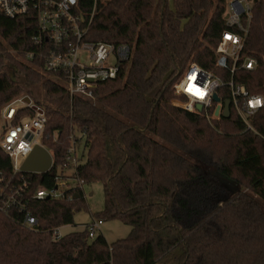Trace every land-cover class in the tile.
<instances>
[{"label":"trees","instance_id":"1","mask_svg":"<svg viewBox=\"0 0 264 264\" xmlns=\"http://www.w3.org/2000/svg\"><path fill=\"white\" fill-rule=\"evenodd\" d=\"M248 1L242 52L256 65L235 70L232 80L264 100V0ZM226 3L79 0L78 11L87 19L92 14L83 41L131 49L117 77L99 83L92 99L70 95L39 62H24L36 49L35 12L0 14V114L11 101L28 98L45 116L42 146L52 159L47 172L12 175L0 151L9 187L29 184L21 194L36 220L29 229L19 208L0 210V264H156L173 252L174 264H264V106L250 119L252 131L232 105L228 118L208 121L204 112L172 103L185 100L173 87L189 63L231 79L214 54L227 29ZM217 97L222 106L230 101L228 88L220 87ZM20 113L31 117L33 110ZM77 145L81 156L73 167L68 150ZM216 174L240 189L230 192ZM69 179L74 186L65 183L57 198L32 197L38 187L56 191V182ZM89 183L103 189V210L94 217L119 220L129 234L108 243L100 234L88 238L83 228L52 242L51 232L72 225L85 208L82 185Z\"/></svg>","mask_w":264,"mask_h":264},{"label":"built area","instance_id":"2","mask_svg":"<svg viewBox=\"0 0 264 264\" xmlns=\"http://www.w3.org/2000/svg\"><path fill=\"white\" fill-rule=\"evenodd\" d=\"M79 0H0V14L15 18L35 12L36 31L31 37L36 47L35 51L24 55L25 62H39L44 74L53 76L64 85L70 95L84 99H92L93 89L101 82L115 79L130 58L131 49L128 45H113L103 42L91 43L83 41L92 14L84 16L78 11ZM252 3L248 0H227L224 16V30L214 49L216 66L227 70L231 79L223 82L218 76L202 69L196 63H189L174 84V93L186 100L183 108L190 112L196 111V105L202 106L206 119L221 115L222 104L213 101L217 90L225 86L229 90V107L246 126L253 130L250 119L264 106V100L259 95H250L245 87L235 84L232 75L237 69L252 70L256 65L254 58L244 56L243 40L251 17ZM192 89L191 91L189 89ZM199 93V94H197ZM221 106L218 115H208L212 106ZM24 108H31V117L21 115ZM0 151L9 159L12 175L20 174L24 160L37 145L42 146L43 130L46 123L43 112L32 105L26 104L24 98H17L1 109ZM43 147V146H42ZM68 164H78L74 147L68 150ZM10 180L0 171V210L11 207L23 212V224L31 229L36 220L27 210V200L22 191L29 185L20 180L18 185L9 187ZM64 182H56V191L48 192L43 187L34 190L32 197L42 200L52 196H60ZM102 224V220L93 221L91 226L85 225L88 238H95L94 229ZM65 227V226H63ZM54 229L50 234L52 242L61 239L62 233Z\"/></svg>","mask_w":264,"mask_h":264},{"label":"rangeland","instance_id":"3","mask_svg":"<svg viewBox=\"0 0 264 264\" xmlns=\"http://www.w3.org/2000/svg\"><path fill=\"white\" fill-rule=\"evenodd\" d=\"M12 52V51H9ZM14 55V53H13ZM17 56V55H14ZM19 60L23 61L22 57L17 56ZM25 62V61H24ZM12 78V80H15V75L12 70L8 72ZM55 82H59L55 79H53ZM34 92L35 98H38L39 96V90L38 87L31 88ZM14 101V100H13ZM12 102V101H11ZM177 106H180L183 108V105L186 104V100L184 102L179 101H173ZM76 155L79 158L81 156V145H77L75 147ZM71 168H68L64 173L66 176H68L71 173ZM207 172H211L210 169L205 168ZM221 183L229 189L230 192H235L240 187L229 181L228 179H225L224 177L216 174ZM64 183H69L71 186H74V180L69 179V181H62ZM64 189V188H61ZM82 193L83 198L85 201V208L80 210L79 212L74 213L73 215V224L65 226L59 230L60 233L66 234L72 231H80L83 229L85 225L91 226L93 224L94 220H97L94 216L99 215L103 210V189L102 185L100 183H89L82 185ZM95 237L100 234L108 243H112L118 239L125 238L129 232H130V226L124 224L123 222L119 220H103L102 224L97 228L94 229ZM175 252L166 255L162 259H160L156 264H174V258Z\"/></svg>","mask_w":264,"mask_h":264},{"label":"water","instance_id":"4","mask_svg":"<svg viewBox=\"0 0 264 264\" xmlns=\"http://www.w3.org/2000/svg\"><path fill=\"white\" fill-rule=\"evenodd\" d=\"M226 17V16H225ZM213 101L219 103L220 100L216 94L213 95ZM26 104L30 103L28 98H24ZM196 111L201 112L202 106L196 105ZM221 106L217 105L214 111V115H218ZM229 113V101H226L222 106L221 116L228 118ZM52 164V159L48 151L42 146H35L29 156L22 163L20 170L23 173H44L47 172Z\"/></svg>","mask_w":264,"mask_h":264},{"label":"snow or ice","instance_id":"5","mask_svg":"<svg viewBox=\"0 0 264 264\" xmlns=\"http://www.w3.org/2000/svg\"><path fill=\"white\" fill-rule=\"evenodd\" d=\"M189 90L191 91L192 89L190 88ZM197 94H199V93H197Z\"/></svg>","mask_w":264,"mask_h":264}]
</instances>
